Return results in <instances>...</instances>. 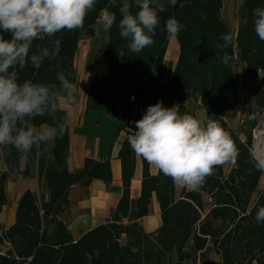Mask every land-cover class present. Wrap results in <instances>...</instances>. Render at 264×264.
Wrapping results in <instances>:
<instances>
[{"label":"trees","instance_id":"1","mask_svg":"<svg viewBox=\"0 0 264 264\" xmlns=\"http://www.w3.org/2000/svg\"><path fill=\"white\" fill-rule=\"evenodd\" d=\"M223 1L178 0L176 6H171L168 0H161L166 10L159 13L154 43L139 53L127 51L128 41L120 36L117 26L121 18L120 0L114 7L109 0H97L82 28L33 42L31 51L35 52L37 46L51 48L52 41L59 38L60 53L55 60L46 58L38 70L29 64L18 73L19 80L58 84L57 71H63L74 83L73 60L78 40L94 35L102 11L116 13L117 24L106 31L101 46L108 74L91 82L86 109L122 114L115 130V134L125 132L117 153L121 196L104 223L74 239L67 226L68 190L75 184L86 187L93 179L109 184L112 180L109 160L86 158L80 169L69 171L68 126L51 149L40 144L22 153L4 145L6 168L0 173V207L8 201L7 180L16 173L25 175L37 153H40L37 158L40 199L37 201L29 190L23 192L16 204L14 223L7 229L0 228V245L6 246L5 251H0V264H264V223L255 221L256 209L264 205V187H258L264 172L255 168L249 151L251 130L264 111V41L255 34L252 14L254 8L264 7V0H242L234 35L220 17ZM132 11L138 9L134 6ZM170 17L185 27L176 36L178 55L168 72L165 53L170 38L165 21ZM3 35L10 38L9 33ZM223 35L231 36L227 48L218 47L224 43ZM119 51L125 54L121 56ZM225 55L226 63L222 62ZM238 61L244 64L245 78L252 81L259 75L261 86L255 116L250 109L249 127L234 138L239 149L236 163L227 173L224 165L216 167L199 191L183 189L181 197L175 199L171 178L159 171L150 174L148 162L142 158L140 192L138 197L131 198L134 151L127 138L136 130L134 122L158 101L165 107L179 105L183 114L188 111L187 102L194 99L204 108L206 118L218 121L229 132L224 117L238 104L239 81L233 69ZM57 121L66 123L64 110L57 113ZM33 123L39 127L55 122L44 116L36 117ZM21 155L25 157L23 170L19 167ZM153 192L160 207L161 224L147 233L139 219L147 214ZM218 220L231 222L230 227L219 229L214 223ZM207 250L219 256L217 263L207 262L203 257L198 261L196 254L203 256Z\"/></svg>","mask_w":264,"mask_h":264},{"label":"clouds","instance_id":"2","mask_svg":"<svg viewBox=\"0 0 264 264\" xmlns=\"http://www.w3.org/2000/svg\"><path fill=\"white\" fill-rule=\"evenodd\" d=\"M96 2L0 0V146L11 145L19 152L28 153L34 145L44 144L51 149L56 139L63 137L67 125L57 121V113L77 104L76 85L63 71H57L58 84L34 83L28 79L21 82L18 73L29 64L38 70L46 58L55 60L61 39H54L51 48L37 46L35 52L31 51L33 42L82 28ZM168 3L176 6L178 0ZM109 4L114 7L117 0H109ZM134 6L138 9L135 13ZM165 10L161 0H120L121 18L117 26L121 38L128 41L127 51L139 53L154 43L159 13ZM252 14L255 34L264 41V7L254 8ZM99 23L104 31H109L117 24L116 13L105 9ZM184 27L175 17L165 21L169 38L176 37ZM3 33H9L10 38L6 39ZM221 39L224 43L218 47L227 48L231 36L223 35ZM119 52L121 56L125 54ZM227 59V55L223 56L222 62L226 63ZM255 107L253 98V116ZM44 116L55 123L39 127L33 123L36 117ZM134 123L136 130L127 138L134 153L181 188L196 190L216 167L237 161L239 149L218 121L181 114L179 105L165 107L158 101L149 105L142 118ZM249 151L255 168L264 172V146L254 145ZM255 221L264 223V205L256 209Z\"/></svg>","mask_w":264,"mask_h":264},{"label":"crops","instance_id":"3","mask_svg":"<svg viewBox=\"0 0 264 264\" xmlns=\"http://www.w3.org/2000/svg\"><path fill=\"white\" fill-rule=\"evenodd\" d=\"M104 36V30L98 23L94 26L92 37H82L77 43L73 60L76 81L73 84L76 85L75 94L78 102L65 111L69 131L66 166L69 171H73L80 169L86 158L107 159L110 163L112 180L106 184L101 180L93 179L86 187L77 184L70 186L68 190L67 226L74 239L104 223L110 217L121 196V165L117 153L125 132L120 131L115 134V130L121 121L122 114L120 112L111 114L106 109H86V95L91 82L96 77L108 74L106 57L97 44L101 43ZM196 104L199 111L197 118L208 119L205 116L204 108L198 101ZM39 155L40 153H37L36 157L31 160L29 170L25 175L16 173L7 180L5 189L8 201L6 205L0 207V228L7 229L14 223L16 204L23 192L31 191L35 199L39 201L40 188L37 178V158ZM24 166L25 157L21 155L19 158L20 170H23ZM5 168L4 146H0V173ZM148 170L152 175H156L158 171L149 163ZM141 176L142 157L134 153V172L129 188L131 198H136L139 195ZM183 189L189 190L174 184L175 199L181 197ZM199 189L200 187L193 191L197 192ZM44 198H47V193L44 194ZM139 223L147 233L154 232L161 224L160 207L154 192L150 197L147 214L139 219Z\"/></svg>","mask_w":264,"mask_h":264},{"label":"rangeland","instance_id":"4","mask_svg":"<svg viewBox=\"0 0 264 264\" xmlns=\"http://www.w3.org/2000/svg\"><path fill=\"white\" fill-rule=\"evenodd\" d=\"M241 3L242 0H224L223 1V7L221 9L220 17L223 21V23L226 25L229 32L234 35L239 22H240V10H241ZM97 22L96 24H98ZM105 36L101 40V43L99 44V49L101 50V46L106 38V31H104ZM96 45V44H95ZM94 45V46H95ZM167 53H166V70L168 72L171 71L172 65L174 64L173 61L175 58H177L178 55V43L176 40V37H172L169 39L168 47H167ZM233 69L238 77L239 81V90H238V104L231 110H228L225 114V121L227 122L229 133L232 135V138L234 139L238 133L243 132L245 129H247L251 123L252 117L249 114V110L251 108V103L253 101V98L257 100L258 92L260 89V76L258 75L256 78H254L252 81H248L244 74V64L240 61L236 62L233 65ZM188 111L187 113L194 115L197 117L198 115V108L196 104V100L192 99L187 102ZM258 117V116H257ZM232 163H226L224 164V173H227L229 169L232 167ZM258 187H264V175H262L259 186ZM203 217V215H202ZM201 217V218H202ZM215 225L221 229L225 230L230 227L229 221L221 222V221H215ZM6 246L0 245V251H5ZM198 257V261L204 258L205 261L210 263H217L219 261V256L212 250H207L204 252L203 256H199V253L196 254ZM242 257V254L239 255Z\"/></svg>","mask_w":264,"mask_h":264},{"label":"built area","instance_id":"5","mask_svg":"<svg viewBox=\"0 0 264 264\" xmlns=\"http://www.w3.org/2000/svg\"><path fill=\"white\" fill-rule=\"evenodd\" d=\"M102 15H103V11L98 18V22L99 19L102 17ZM251 136H252L251 148L254 145L264 146V111H262L258 115L256 125L251 130Z\"/></svg>","mask_w":264,"mask_h":264}]
</instances>
